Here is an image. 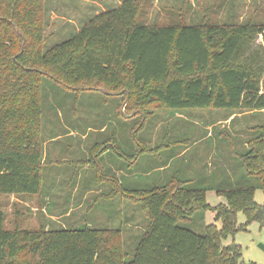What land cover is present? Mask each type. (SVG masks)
<instances>
[{
    "label": "trees",
    "instance_id": "trees-1",
    "mask_svg": "<svg viewBox=\"0 0 264 264\" xmlns=\"http://www.w3.org/2000/svg\"><path fill=\"white\" fill-rule=\"evenodd\" d=\"M42 1L0 0V195L41 192L44 78L75 91L80 84L102 85L107 94L122 88L141 108L264 112L262 69L247 54L255 36L264 41V16L217 24L203 14L198 23L148 25L139 21L143 0H123L44 52ZM254 129L258 135L244 143L238 159L264 193V125ZM113 183L112 191L138 202L147 221L129 259L119 230L8 231L0 211V264H243L240 245H223L244 229L237 214L264 230V201H254L252 188L218 191L226 203L212 208L205 191L187 190L174 179L145 191ZM205 210L220 228L209 225L198 235L183 226Z\"/></svg>",
    "mask_w": 264,
    "mask_h": 264
},
{
    "label": "rangeland",
    "instance_id": "rangeland-1",
    "mask_svg": "<svg viewBox=\"0 0 264 264\" xmlns=\"http://www.w3.org/2000/svg\"><path fill=\"white\" fill-rule=\"evenodd\" d=\"M122 1H42L45 12L38 25L43 51L69 39L94 16L116 9ZM140 11L139 21L148 25L198 23L203 14L209 23L239 24L254 14L261 19L264 4L263 0H143ZM247 54L262 69L259 89L263 93L262 36L254 37ZM78 87L82 90L64 89L43 79L41 192L0 195L6 230L116 229L125 251L132 255L147 221L138 202L119 188L112 191L113 181L123 190L145 191L174 179L185 182L187 190L205 191V202L212 208L226 203L218 191L252 188L254 201L263 203L257 179L245 175L238 155L247 150L244 143L258 135L254 128L264 125V112L240 110L231 116L212 109L141 108L122 88L107 94L102 85ZM183 224L198 235L209 225L221 227L206 210L195 212ZM237 226L244 229L223 245H240L243 264H264V253L258 248L264 230L255 222L246 224L243 213L237 214Z\"/></svg>",
    "mask_w": 264,
    "mask_h": 264
},
{
    "label": "water",
    "instance_id": "water-1",
    "mask_svg": "<svg viewBox=\"0 0 264 264\" xmlns=\"http://www.w3.org/2000/svg\"><path fill=\"white\" fill-rule=\"evenodd\" d=\"M258 248L264 253V236H263V242L258 244Z\"/></svg>",
    "mask_w": 264,
    "mask_h": 264
}]
</instances>
